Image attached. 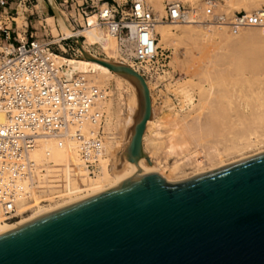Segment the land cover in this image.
<instances>
[{
	"label": "bare ground",
	"instance_id": "1",
	"mask_svg": "<svg viewBox=\"0 0 264 264\" xmlns=\"http://www.w3.org/2000/svg\"><path fill=\"white\" fill-rule=\"evenodd\" d=\"M147 1L152 7L156 19L154 30L159 37L158 47L170 40L180 38L181 35V38L187 35L191 38L208 40L213 43L217 40L220 44H236L232 46V48L221 50L224 51L223 54H220V51H217L219 54L215 56L212 67L201 72L204 82L198 83V81L194 82L191 79H186V81L182 83H177V80L176 82H173L174 80L172 81V83L176 85L175 88H177V90L184 96V102L186 105H189V107L193 105L190 89H197L199 99L197 100L198 102L193 111L195 117L192 118V122L190 124L186 122L187 117L191 116L189 110L188 114L184 116L171 110V119L170 121L168 120V127H170V129L168 128V131H166L167 133L165 132L166 135H164V133L161 132V127L164 124L162 123L163 118L159 115L156 116L149 82L147 83L143 76H141L132 65L127 64L126 61L110 62L106 59L99 58L80 44H77V54H73L71 57L55 54V61L59 66L63 67L64 75L67 80L80 78L83 79L89 87H95L98 89H105L108 87L110 80H113V82H116L115 87L118 89L125 88L127 92H129L126 114L124 115V112L121 111L117 105L116 108L118 107L119 111L116 112L113 105L114 101L112 102L111 99L107 98V100L100 103V107L105 113V124L103 129L105 133V158L100 161L99 171L93 177L87 176L86 172L79 165L78 157L75 152V144L72 140H65L61 144L55 140H41L37 142V145L32 152V159L40 165L48 162L53 163V166H55L53 169L61 166V173L63 175L61 188L58 192H52L50 195H47L48 197L42 200L38 194H33L31 197V203H27L28 205H26L22 202L25 215L21 216V218L15 222L0 224V233L15 228L44 214L55 211L72 202L114 189L128 178L136 175L142 169L143 164L147 161L156 168L158 176L162 177L167 182H178L217 170L231 163L264 152V150L261 149L248 155H245L244 152H247V150L251 151V148L256 147L258 144L260 145L262 143L264 145V87L262 86L264 83L261 82V75H259L261 76L259 80L257 77L259 73L264 72V50H262L264 47L261 48L262 44H260L261 46L259 49L255 41L250 37V41L252 40L253 44L257 46V48L255 46L252 48L253 46L251 47V45H248L250 42L249 36L247 35L249 33H255L256 35V33L264 32V26L246 28L235 34L231 33L228 31L227 27L215 25L213 22L216 18L221 16L210 15V11H216L221 8L223 9L224 5H220L217 2L210 0H180L187 5L184 20L175 24L165 23L161 21L164 17V7L162 4L157 2L158 0ZM225 1H227L226 6H233L235 2L244 3L245 5H247V3L253 4L250 8L245 6L241 9L245 13H249L250 10H253L251 11L252 13L264 8V0ZM168 2L171 3V0ZM50 4L53 5L52 2H50ZM194 4L197 6L198 4L203 5L205 14L209 17L207 20L199 19L197 14L192 11L190 6ZM235 6L236 5H234V7ZM19 8L20 6H18L17 9L19 10ZM36 8L38 12L43 15V19L49 25L51 34L54 38L53 42L59 44V49L64 52L66 49L62 45L61 40L73 39L80 32L77 30L72 31L67 18L63 17L62 14H60L61 12L55 8L54 11L56 17L54 19L52 17H47L46 6L43 0H37ZM227 10L228 8L226 9V12ZM236 11L239 10L236 9ZM53 20L57 26L53 23ZM14 21H18L16 25L19 31L22 30L23 25L19 19L14 17ZM88 21L89 26H82L85 28H91L95 32H100L97 36L101 37V32L103 31L95 25L94 16L89 17ZM21 33L18 32L20 38H22ZM108 36L110 39H115L110 35ZM263 39L264 37L262 39L261 36L259 37L260 41ZM111 41L117 45V47L112 48V52L124 56L125 58L132 56V43L129 41H118L117 44L115 40ZM70 49L72 50L71 47ZM175 61L177 62V59L174 54L171 63L174 64ZM102 62L117 66H125L135 71L144 79L149 90L151 116L146 122L145 130L142 135L141 146L138 150L140 160L137 165L133 164L130 160L128 146L140 115V98L138 90L126 76L110 71L107 67L101 64ZM223 66H226L224 67L226 69H223ZM213 69L215 70V73L212 74L211 71ZM245 72L249 73V76L252 75V78L249 80L244 79V81L239 78L236 80L232 79V77H239ZM230 79L234 81V83H231V86L240 85L238 88V90L240 89V92L238 93L240 95L238 96H241L243 92H245L241 89L242 85L245 83L248 84V86L251 87V92L248 90L249 88L247 86L245 89L250 93L247 92L249 95H247L246 99L248 101V99L250 100L256 97L253 102H255V104L257 103L255 106L253 103L252 105L254 107H250L249 104L251 100L248 101L249 104L247 101V103H245V99H243L244 96H241L240 101H244L243 104L247 111L246 113H237L235 118H232L229 115L228 117L226 116L229 111L228 108L232 106L231 97L234 96L231 92H234V90H232L233 88L231 87L232 89H230L229 92L227 87L230 85L228 84ZM194 80L196 81V79ZM203 83L206 84L204 85ZM253 87L256 88L254 89ZM252 88L254 90H251ZM238 90H235V92H238ZM117 93L119 94L118 91ZM109 94H112L113 96L111 90H109ZM231 94L233 96H231ZM114 96H116V94ZM119 96L121 95L119 94L118 98H120ZM221 101H226L229 107L225 106V108H223L224 106L220 104ZM234 101L233 97V103L235 106L236 102ZM242 107L244 106L238 108L242 109ZM193 108L194 106H192V110ZM205 111L208 113L207 121L201 123L200 116ZM233 111L235 112V110ZM229 113H231V111ZM225 116L227 118L231 117L235 120L231 121V123H227L228 119L226 118L227 120L225 119L224 123ZM231 118H229V120ZM219 119H221V121ZM216 121H218L217 125L221 124V129H219L220 126L219 128H217L218 126L216 127ZM87 128L90 129L89 126ZM259 145L258 148H260ZM191 146L194 148L191 149ZM258 148L256 147V149ZM160 151H163L165 155L162 159L158 158ZM46 154H48V157H46ZM230 155L232 157L234 155V157L237 158L226 163L224 158ZM170 156L175 157V161H173V164L171 163V165L167 162V158ZM230 157L227 158L231 160ZM187 166L192 167V171H188L190 173L184 172V168ZM71 169L73 174L70 173ZM44 203L47 204L45 205Z\"/></svg>",
	"mask_w": 264,
	"mask_h": 264
},
{
	"label": "water",
	"instance_id": "2",
	"mask_svg": "<svg viewBox=\"0 0 264 264\" xmlns=\"http://www.w3.org/2000/svg\"><path fill=\"white\" fill-rule=\"evenodd\" d=\"M101 64L138 90L137 165L149 90L128 67ZM0 264H264V152L177 183L147 161L114 189L0 233Z\"/></svg>",
	"mask_w": 264,
	"mask_h": 264
},
{
	"label": "built area",
	"instance_id": "3",
	"mask_svg": "<svg viewBox=\"0 0 264 264\" xmlns=\"http://www.w3.org/2000/svg\"><path fill=\"white\" fill-rule=\"evenodd\" d=\"M28 1L0 0V224L25 215L22 202L31 203L33 194L42 200L61 188V166L53 169V163L40 165L32 159L37 142L72 140L79 165L89 177L99 171L105 158V113L100 103L107 100L108 91L89 87L80 78L66 79L54 55L68 54L71 49L66 42L74 40H61L66 49L61 51L44 19L38 22L42 38L33 27L29 30L27 23L19 37L9 10L15 3L21 6ZM53 1L72 31L89 26L88 18L95 16V25L103 32L119 42L132 43L133 54L128 59L143 78L151 65L164 57L154 30L155 15L146 0ZM186 11L181 3H168L161 21L180 23ZM213 22L234 34L262 27L264 8L230 18L221 16Z\"/></svg>",
	"mask_w": 264,
	"mask_h": 264
},
{
	"label": "rangeland",
	"instance_id": "4",
	"mask_svg": "<svg viewBox=\"0 0 264 264\" xmlns=\"http://www.w3.org/2000/svg\"><path fill=\"white\" fill-rule=\"evenodd\" d=\"M109 1L110 2H112V1L113 2L114 1L120 2L121 0H109ZM168 1H170V0H158L157 2L161 3L162 6L165 7L169 3ZM210 1L217 2L220 5H224L223 9L221 8V9H217L216 11H214V10L210 11V13H211L210 15L225 16L226 18H230L236 13H243L244 11H242L241 9H243L245 6H247L249 8L253 6V4L247 3V5H245L244 3L235 2L234 5H236V6L234 7V5L233 6L232 5L226 6L227 1H225V0H210ZM50 2L53 3L52 7L57 9V7L54 5L55 3L53 2V0H50ZM172 2L181 3L185 8H187V5H185L180 0H171V3ZM146 3L150 6V4L148 3L147 0H146ZM36 6H37V0H29L28 3H26L25 5L22 4L18 10L17 9L18 5H17V3H15L13 5V9L9 10V14H11L12 17H17L19 19V21L21 22V24L23 25V27L25 26V22H26L28 27H29V30L32 29L31 27H33V29H36L35 31L37 32V36L39 38H42L43 37L42 36V30L40 29L38 22L39 23L41 22V20L43 19V15H41V13L38 12ZM190 7H191L192 11L195 14H197L199 19L207 20V18H209L205 14V11H204L202 4H198V6L194 4ZM150 8L152 10L151 6H150ZM227 8H228V10L226 12ZM236 9H238L239 11H236ZM251 11H253V10H250L249 13H251ZM16 12H17V14H16ZM60 14H62L63 17H66L63 13H60ZM22 17H23V20H22ZM47 17H52L54 19L56 16H53L52 13L49 12V15ZM17 22L18 21H15V23H17ZM94 22H95V16H94ZM53 23L56 25L54 20H53ZM17 31L19 33H21L22 30L19 31V29L17 27ZM49 31L51 33L50 27H49ZM77 31H79L80 33L75 38H73L74 41L70 40V41L66 42V45L68 47H71L72 50L69 51L68 54L63 55V56L71 57L73 54H77V50H76L77 44H80L83 47H85L87 50H89L92 54L96 55L99 58L106 59L110 62H122V60H123V61H126L127 64L131 65V63H130L131 59L125 58L124 56H120V55L112 52V48L117 47V45L114 42H112L111 40H115L117 42V44H118V40L110 39L109 36L105 32H101V37H98L97 34L100 32H98V31L95 32V31H93V29L88 28V27L87 28L83 27L82 29H78ZM258 34L256 33V35H258V36H256L255 33L247 34L249 36V42H250L248 45H251V47L253 46L252 48H254V46L257 48V46H258V48L260 49V46H261L260 44H262L261 48L264 47V45H263L264 39L261 41L259 40L260 36H261V39L264 37V35H261V34H264V32H262V33L260 32ZM51 36H52V34H51ZM181 36H180V38H178L176 40L174 39L175 41L170 40V41L162 44L161 46H159V48L164 51V57L162 58V60H158L157 63H154L153 65H151V70H150L149 74H147L144 78L145 81H147V83L149 82V85L151 87V93H152L153 100H154L153 104H154L156 116H158V115L160 117L162 116V118H163L162 123H164V124L167 123L166 125L163 124L164 127L163 126L161 127V132L164 133V135H166L165 132L168 131V128L170 129V127H168V125H169V121L171 119V115H170L171 110L178 112L181 116L187 115L188 110H189L190 111L189 114H191V116L187 117L186 122L188 124H190L193 120L192 118L195 117V113L193 111L195 110V105L197 104V102H198L197 100L199 99V96L197 94V89L191 88L190 92L192 95L193 105H191V107H189V105H186V103L184 102V100H185L184 96L177 90V88H175L176 85H174V83H172V81L174 80L173 82H176V80H177V83H182V82L186 81V79H188V80L191 79L194 82L198 81V83L204 82V79L202 77L201 72L205 71V69H209L210 67H212V65L214 63L215 56L217 54H219L218 52L220 51V54H223L224 51H221V50H227V48L229 49V48H232V46L236 45L235 43L234 44H229V43L228 44H224V43L220 44L217 40H216L217 43L216 42L213 43V42L208 41V40H202V39L200 40V39L193 38V37L191 38L190 36L188 37L187 35H185V37L181 38ZM80 37L82 39L79 40ZM250 37H252L251 39H253V41H255L257 46L253 44L252 40L250 41ZM52 38H53V36H52ZM257 39H258V41H257ZM48 40H51V37H49ZM158 42H159V37H158ZM58 46H59V44H58ZM262 50H264V49H262ZM172 53H173V55L175 54V58L177 59V62L175 61L174 64L171 63L172 58H173ZM210 63H212V64H210ZM224 67H226V66H223L222 68L226 69ZM211 73L212 74L215 73V70L213 69L211 71ZM245 73H246V75H245ZM245 73L239 77L238 76L235 78L232 77V79L236 80L239 78V79L244 81V79L249 80L250 78H252V75L249 76V73H247V72H245ZM259 75H261L262 79H263L264 72L258 74V76H257L258 80L261 77ZM189 77H193V78H189ZM194 79H196V81ZM232 79H230V81H228L229 82L228 84H230L227 86L229 92H230V89H232V88H233L232 90H234V92H235V90H238V88L240 87V85L239 86L238 85L231 86L232 85L231 83L232 82L234 83V81ZM262 79H261V82L264 83V81H263L264 79L263 80ZM203 84L205 85L206 83H203ZM115 86H116V82H113V80H110L108 87L105 88V89H108L107 90L108 91V99H111L112 102L114 101L113 105L115 107L114 109L116 112H118L120 109L121 111L124 112V115H125L126 114V107L128 105L127 102L129 99V92H127V90L125 88L118 89ZM247 86H248V84L245 83L244 85H242L241 89L243 91H245L246 93L247 92L250 93L251 87L248 86V88H249L248 90L250 91L249 92L247 89H245V88H247ZM262 86L264 87V85H262ZM253 88L255 89L256 87H253ZM253 88L251 90H254ZM109 90L112 91L113 96H112V94H109ZM116 90L121 95V96H119L120 98H118L119 94L117 93ZM239 90H238V92H235V94L233 91H231L232 94L234 95L233 96L231 94V96L234 97V100H235L234 102H236L235 106L233 103V97H231V96L230 97L232 100V102H231L232 106L229 107V105L226 103V101L220 102V104L222 106H224L223 108H225V106L229 107L228 113L231 111V113L226 114L227 117L229 115L232 118H235L237 113H242V112L246 113L247 110H245V105L243 104L244 101H245V103H247L248 101L251 100L250 104L248 102L250 107H254L255 105H257V103L255 104V102H253L256 97L254 96L255 98H252L253 100L248 99V101H247L246 97L249 94L248 93L246 94L242 90L241 91L245 95H243L241 93L242 94L241 96H244V98L243 97L242 98L245 100L243 102L240 101L241 96H238V95H240V94H238L240 92ZM263 91H264V88H263ZM115 94H116V96H114ZM122 102H123V106H122ZM116 105L119 107V109H118V107L116 108ZM181 106H183V107H181ZM192 106H194L193 110H192ZM240 106H244V107H242L243 110L241 108H238ZM235 107H236V109H235ZM190 108H191L192 112H191ZM233 110H235V112ZM226 116L224 118V123H225V119L227 118ZM207 117H208V113L206 111L203 112L202 115L200 116L201 123H205L204 121H207ZM231 117H229V118H231ZM229 118H227L228 120L226 119L228 121V122L226 121L227 123H231V121L235 120L232 118H231L232 120L231 119L229 120ZM219 120L221 121V119H219ZM217 122L218 121H216V127L218 126L217 128H219V126L221 124L217 125ZM219 129H221V126ZM258 145H256L257 148H258ZM260 145H262V146H260ZM260 145H259L260 148H258V149H256V147H254V148H251V151L247 150L248 153L246 151H244L245 155L246 154L247 155L252 154V153H254V151L257 152V150H260V149L264 150V145L262 143ZM192 148H194V147L191 146V149ZM162 152L163 151H160V153H159V156H158L159 159H162L165 156L164 152L163 153ZM230 156H227V157L229 158ZM227 157L224 158L226 163L232 161V159L237 158V157H234V155H233V157L232 156L230 157L231 160H229ZM226 158H227V161H226ZM173 161H175V157L170 156L167 158V162L169 165H171V163ZM188 171H192V167L187 166L184 168L185 173H190ZM178 182H181V181H178ZM168 183H177V181L176 182L175 181L174 182H168ZM46 204L47 203H45V205Z\"/></svg>",
	"mask_w": 264,
	"mask_h": 264
},
{
	"label": "crops",
	"instance_id": "5",
	"mask_svg": "<svg viewBox=\"0 0 264 264\" xmlns=\"http://www.w3.org/2000/svg\"><path fill=\"white\" fill-rule=\"evenodd\" d=\"M54 2V1H53ZM55 6H56V4H55ZM57 7V6H56ZM25 25H26V22H25Z\"/></svg>",
	"mask_w": 264,
	"mask_h": 264
}]
</instances>
